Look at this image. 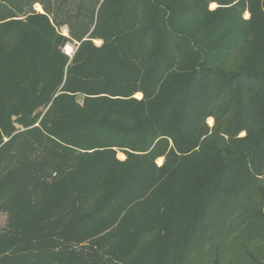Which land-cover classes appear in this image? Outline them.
Listing matches in <instances>:
<instances>
[{"label": "trees", "instance_id": "16d2710c", "mask_svg": "<svg viewBox=\"0 0 264 264\" xmlns=\"http://www.w3.org/2000/svg\"><path fill=\"white\" fill-rule=\"evenodd\" d=\"M0 212V264L131 259L144 230L156 264H264V0H0Z\"/></svg>", "mask_w": 264, "mask_h": 264}, {"label": "rangeland", "instance_id": "374dc122", "mask_svg": "<svg viewBox=\"0 0 264 264\" xmlns=\"http://www.w3.org/2000/svg\"><path fill=\"white\" fill-rule=\"evenodd\" d=\"M37 4L40 6L41 10H39L37 8ZM212 4V3H211ZM210 4V8H214L216 6L215 5H211ZM32 8L34 11L37 12H44V7L40 2H35L32 5ZM244 17L247 18L249 16L248 12H244ZM64 35H69L68 34V29L67 26H61L59 29ZM93 43L97 46H99L102 43L101 39H93ZM135 97L140 98L141 97V93L137 92L134 94ZM209 117L207 118V123L209 125H212V123L208 122ZM212 119V118H211ZM213 121V119H212ZM243 133V132H242ZM123 154V157L121 158L119 156V154ZM116 156L118 159L120 160H124L125 159V154L121 151H117L116 152ZM164 157H158L155 162L157 165H161L162 161H163ZM37 202L39 203V206L43 204V202L38 198ZM92 205L91 203H88V207L90 205ZM135 204V203H134ZM133 206V204L124 210H121L118 213V217L116 219V222L113 225H117L119 223V221L121 220V218L124 216V214L127 212L128 209H131ZM136 206V204H135ZM83 206L82 204L79 205L78 210H82ZM142 211L141 207H137L135 209V213L140 215ZM110 212H112L110 210ZM133 212V213H134ZM132 213V214H133ZM110 213H101L100 215L90 219L89 221H87L86 223H84L83 225H87L86 228H89V225H100V221L102 220V218L104 216H108ZM131 214V215H132ZM143 218H139L138 220V225H143ZM6 223V214L3 212H0V230L4 228V225ZM42 225V223H41ZM157 236L154 233V231H146L144 230L143 232H141L140 235L136 234V236L133 239V242L135 243L134 246L131 249V253H130V257L131 259H128V255L126 256H122L117 257L115 254H112L111 252L113 250L117 252V248L114 246L111 247V249L107 250L106 248H102L100 246H98L95 242H92L89 244V246L86 248L87 252L86 253H90L92 254L94 259H97L99 262H101L102 264H133L134 262H137V264H156L155 260L157 257V249L159 246V243L157 242ZM88 244V241H83L80 243H76V244H72L73 247H77V250H81L82 246H84V244ZM202 251L200 252L199 255H194L193 257H191L190 259H188L187 264H211L212 260H211V256L216 252V246L215 244H207L205 243L204 245H202ZM219 251L221 253V261L222 264H230V260H238L239 258L237 256H234L232 254V252L230 251V246L228 247V245H223L221 248H219ZM166 264H175L176 262V258H177V252L173 249H166ZM235 262V261H234Z\"/></svg>", "mask_w": 264, "mask_h": 264}, {"label": "built area", "instance_id": "2783aa9c", "mask_svg": "<svg viewBox=\"0 0 264 264\" xmlns=\"http://www.w3.org/2000/svg\"><path fill=\"white\" fill-rule=\"evenodd\" d=\"M77 44H78L77 42H75L73 44H68L67 43V44L64 45V47L62 48V50H63V52L66 55H68L69 57H71L72 54L74 53V50H75Z\"/></svg>", "mask_w": 264, "mask_h": 264}, {"label": "bare ground", "instance_id": "6f19581e", "mask_svg": "<svg viewBox=\"0 0 264 264\" xmlns=\"http://www.w3.org/2000/svg\"><path fill=\"white\" fill-rule=\"evenodd\" d=\"M211 5H215V4L212 3ZM37 8H38L39 10H41V8H40V6H39L38 4H37ZM208 122H209V123H212L213 121H212L211 118H209V119H208ZM119 156L122 158V157H123V154L120 153Z\"/></svg>", "mask_w": 264, "mask_h": 264}]
</instances>
